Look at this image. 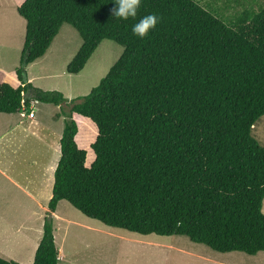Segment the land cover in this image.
I'll list each match as a JSON object with an SVG mask.
<instances>
[{
  "label": "trees",
  "instance_id": "1",
  "mask_svg": "<svg viewBox=\"0 0 264 264\" xmlns=\"http://www.w3.org/2000/svg\"><path fill=\"white\" fill-rule=\"evenodd\" d=\"M115 6L24 0L18 8L27 22L16 72L22 85L0 72V114H18L32 100L71 105L63 108L61 157L34 264H59L52 214L61 201L145 238L185 236L219 253H263L264 146L253 127L264 117V0H141L127 20L112 18ZM150 14L159 17L156 28L135 36L133 25ZM66 24L83 40L71 76L84 72L103 41L124 48L100 85L70 103L26 80ZM74 114L96 125L84 120L94 127L87 130L78 118L79 143L88 131L97 135L90 167Z\"/></svg>",
  "mask_w": 264,
  "mask_h": 264
},
{
  "label": "rangeland",
  "instance_id": "2",
  "mask_svg": "<svg viewBox=\"0 0 264 264\" xmlns=\"http://www.w3.org/2000/svg\"><path fill=\"white\" fill-rule=\"evenodd\" d=\"M23 2L24 0H0V72L5 74L4 79H2L3 77L1 79L16 81V85L19 83L16 72L23 61L27 27L26 20L18 12V8ZM238 10H241V8ZM81 46H83V40L79 32L71 25H64L59 38L52 44L47 55L37 61L38 63L35 62L27 67V83L32 84L35 89L57 91L66 97L70 96L73 100L68 103L90 95L92 90L100 85L111 68L120 59L124 48L112 41H103L88 62L84 72L77 76H71L67 72V68ZM30 78H33L32 82ZM32 92L30 90L26 94V98L34 97ZM35 101L34 105L30 104L29 107H24L22 112L18 114H0V120H2L1 122H8L11 116L19 121L27 120L29 113L33 110L31 106L34 107L37 123L41 124V127L35 126L36 121L30 125L34 127L33 129L31 128L34 134L30 131L31 138L29 140L24 139L21 141L24 136L18 132V139H16L14 148L7 147L6 151L8 153L16 152L14 157H18L17 162L19 164L22 162L19 155L23 158L25 156L28 157V162L39 163L38 168L43 170L46 166L53 164L58 159V156L59 159L61 157L60 139H62L61 137L64 135L66 127L65 114L62 112L63 108L66 111H70L71 105L67 104L61 110V106L46 105L47 103ZM90 127L93 129V126L88 124L87 130ZM2 129L5 130V127H2ZM36 130H38L41 140L35 135ZM94 133H89V131L84 133L82 135V143H79V141V144L77 143L79 147L87 149L86 151L91 161L89 163H92L95 158V154H93L90 147V144L92 145L95 141L96 134L94 136ZM78 134L80 135V132ZM0 136L3 135L1 134ZM253 136L264 146V117L253 127ZM50 141L55 146L52 155L47 152ZM24 151L26 154L23 153ZM17 166H21L24 170L22 165ZM27 167L21 178L24 179V176H30L32 183L34 182V186L37 187L39 184L37 183L39 171H36L35 168ZM8 191L9 193H5V196L9 197V199L0 203L1 214L9 211L12 217L16 220H21L24 216L22 212L24 209L26 210V207L29 209L36 208L33 207L34 202L29 200L22 191L17 190L15 187H8ZM13 197L14 200H12ZM44 207L47 208L48 205ZM41 210L38 209L39 215ZM58 210L62 220L55 222L56 218L54 215L52 218L56 234L55 242L60 252L59 264H202L200 261L214 262H204V264H264V252L256 256H249L241 252L224 254L216 252L204 244L193 243L185 236H153L145 238L126 230L107 227L99 221L90 219L67 201H61L58 205ZM38 214L32 212L29 215L30 220L34 222L36 227H40L46 221L43 217L39 218ZM45 218H49V213ZM9 231L11 229L0 234V251H6L5 253L11 254L16 261H29L30 263L29 255L31 253H29L26 246L30 241L25 239L28 241L23 242L19 236L14 239H11L12 237L6 238L5 236L11 235ZM31 234L33 235L34 233L32 232ZM43 235L39 234L41 240ZM198 256L204 260L193 259ZM0 258L13 261L2 256Z\"/></svg>",
  "mask_w": 264,
  "mask_h": 264
},
{
  "label": "crops",
  "instance_id": "3",
  "mask_svg": "<svg viewBox=\"0 0 264 264\" xmlns=\"http://www.w3.org/2000/svg\"><path fill=\"white\" fill-rule=\"evenodd\" d=\"M18 81H19V79H18ZM30 81L32 82L33 78H30ZM7 82H9L11 84V86H13L14 88H18L21 85L20 81H19L18 85H16V81H7ZM65 98L68 101L73 100L70 96L69 97L65 96ZM46 105H48V104H46ZM61 110H62V106H61ZM4 115H7V114H4ZM78 118H82L83 120H88L89 122H91V124L94 127H96V125L90 119H87V118H84V117L79 116L77 114H74V119H75L76 123L78 124L79 132H80L81 127H80V123H78L79 122ZM8 120H9L8 122H6V121L1 122L2 120H0V122H1L0 123V135L1 134L3 135V136H0V203L5 202L9 199V197L5 196V193H9L8 187H10V188L15 187L17 190L22 191L29 200L33 201L34 202L33 207H36V208L35 209H29L28 207H26V210L24 209L22 212V215H24V216L22 217L21 220H16L14 217H12V215H10L9 211L4 212L2 214L0 211V229H1L0 234H2L1 232H5V231L11 229V231H9V232H11V235L5 236L6 238L12 237L11 239H14L17 236H19L23 242L29 240L31 242V244H29L30 243L29 242L26 244V246L28 247L29 253H31V255H29V257H30L29 259L31 260V262L30 263H29V261H27V262L22 261L21 262L20 260L16 261V259H14L11 256V254H7V253H5L6 251L4 252L2 250L0 251V256L7 258V259H11L13 261H16L19 264H34L35 253H36V251H37V249L41 243V238H40L41 236H39V234L43 235V231H44L43 229H44L45 224H41L40 227L34 226L35 224L32 220H30L29 215L32 212L34 214H38V209H42L41 214L40 215L38 214L39 218L43 217L44 219H46L45 216L48 213H50L49 203H50L51 199L53 198V187H54V182H55V172H56V169H57V166H58L60 159L58 156V159L55 160L53 164H50L49 166H46L45 169L41 170L38 168L39 163L28 162V160H27L28 157L24 156V158H23L22 156H20L18 154L20 157V161H22V162H20L21 164H19L17 162L18 157H14V154L16 152L15 153H8L6 151L7 147H10L11 149H12V147L14 148V144L17 141L16 139H18V135H17L18 132H20V134H23V136H24L21 139V141L24 139L29 140L31 138V136H30V131H32L31 128L32 129L34 128V127H31L30 125H32L33 122H35V121H36L35 126L41 127V124L37 123L36 115H35V118L33 120H31L27 117V120L24 119L22 121H19V120L15 119L13 116H11L10 119H8ZM29 122H30V124H28ZM85 124H87V123H85ZM2 127H5V130L2 129ZM38 130H36L35 135L38 136V138L41 140V136L38 134ZM33 134H34V132H33ZM78 136H79V134L76 137L77 143H78ZM62 137H63V135H62ZM96 137H97V135H96ZM96 137H95V141H96ZM42 141H44V140H42ZM60 142H61V139H60ZM53 145L54 144L52 143V141H50L48 144L49 148L47 147L48 148L47 152L50 155L53 154V150L55 148V146H53ZM91 146L92 145L90 144V147ZM15 148H16V145H15ZM80 148L87 150L85 147H80ZM91 150H92V148H91ZM23 153L26 154L25 151ZM93 154H94V152H93ZM12 156L14 157V159ZM95 158H96V156H95ZM95 158H94V161H95ZM93 162L89 163L88 159H87V164H86L87 167H90L93 164ZM17 165H22V167H24V170H25V168H28L27 166H29V167L35 168L36 171H39V177H38V181H37V183H39V184L37 187L34 186L35 185L34 182L32 183L30 176H24V179L21 178L22 175L24 174V170L21 168V166L18 167ZM12 200H14V197L12 198ZM46 205H48L47 208L44 207ZM53 215L56 218L55 222L62 220V217L60 216L58 207L56 209V212L53 213L52 216ZM31 221H32V227H31ZM32 232L34 233L33 235L31 234ZM30 236H31L32 240L30 239ZM55 236H56V234H55ZM25 239H28V240H25ZM193 259L204 260L200 256L194 257ZM200 262L202 264H204V262L214 263L212 261H200Z\"/></svg>",
  "mask_w": 264,
  "mask_h": 264
},
{
  "label": "clouds",
  "instance_id": "4",
  "mask_svg": "<svg viewBox=\"0 0 264 264\" xmlns=\"http://www.w3.org/2000/svg\"><path fill=\"white\" fill-rule=\"evenodd\" d=\"M115 5L116 6L111 10L112 18L115 17L119 20H127L129 18H135L137 16V11L141 5V0H115ZM158 23H159V17L157 15L155 14L145 15L142 18H140L137 23L133 25L132 32L135 36L143 39L147 37L150 34V32L156 28ZM33 102L36 101L32 100L30 104L33 105ZM34 114H35V110H34Z\"/></svg>",
  "mask_w": 264,
  "mask_h": 264
},
{
  "label": "built area",
  "instance_id": "5",
  "mask_svg": "<svg viewBox=\"0 0 264 264\" xmlns=\"http://www.w3.org/2000/svg\"><path fill=\"white\" fill-rule=\"evenodd\" d=\"M36 102H33V105L35 104ZM31 108L33 109L32 110V112H30L29 113V115H28V117H29V119H34V117H35V114H34V107L33 106H31Z\"/></svg>",
  "mask_w": 264,
  "mask_h": 264
},
{
  "label": "bare ground",
  "instance_id": "6",
  "mask_svg": "<svg viewBox=\"0 0 264 264\" xmlns=\"http://www.w3.org/2000/svg\"><path fill=\"white\" fill-rule=\"evenodd\" d=\"M60 253V252H59Z\"/></svg>",
  "mask_w": 264,
  "mask_h": 264
}]
</instances>
